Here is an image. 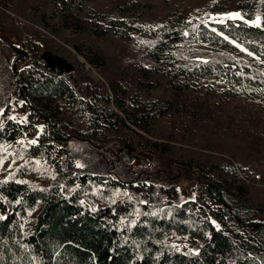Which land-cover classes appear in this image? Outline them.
<instances>
[{
	"label": "rangeland",
	"instance_id": "rangeland-1",
	"mask_svg": "<svg viewBox=\"0 0 264 264\" xmlns=\"http://www.w3.org/2000/svg\"><path fill=\"white\" fill-rule=\"evenodd\" d=\"M259 8L264 0H0V126L20 132L0 141V179L25 165L32 185L90 207L95 183L117 181L109 200L137 210L126 225L220 183L238 215L227 230L247 240L242 227L264 222V30H249ZM44 51L73 66L67 100L20 89L53 74ZM83 174L96 178L82 185ZM165 243L194 251L201 240Z\"/></svg>",
	"mask_w": 264,
	"mask_h": 264
},
{
	"label": "trees",
	"instance_id": "trees-1",
	"mask_svg": "<svg viewBox=\"0 0 264 264\" xmlns=\"http://www.w3.org/2000/svg\"><path fill=\"white\" fill-rule=\"evenodd\" d=\"M259 11V27L249 25V30L260 35L264 11ZM220 57L227 66L235 65L230 57ZM40 79L24 80L20 89L65 100L73 93L62 76L51 73ZM35 117L49 120L39 111ZM52 132L50 137L57 140L59 136ZM18 133L5 120L0 141L13 142ZM25 171L26 166L20 165L0 179V264H264V222L242 227L249 234L247 240L241 233L229 232L226 217L238 215L220 183L204 184L200 200L165 209L163 216L148 215L143 208V214L139 212L134 223L126 225L128 216L137 210L129 211L128 197L109 200L115 185H120L117 181L95 183L100 185L97 205L90 207L79 202L77 193H66L58 185H32ZM76 178L86 185L96 177ZM172 233H183L187 240L200 239L201 245L194 251L174 249L165 243Z\"/></svg>",
	"mask_w": 264,
	"mask_h": 264
},
{
	"label": "water",
	"instance_id": "water-1",
	"mask_svg": "<svg viewBox=\"0 0 264 264\" xmlns=\"http://www.w3.org/2000/svg\"><path fill=\"white\" fill-rule=\"evenodd\" d=\"M40 59L44 61L48 68L57 76H62L63 74L68 73L73 69L71 63L66 61L63 57L58 56L50 51L42 52V54L40 55ZM129 153H131L130 150ZM140 157L148 158L149 156L146 154H142L141 152H138L137 155L133 156L135 160L140 159ZM123 160L129 161V156H126L125 154Z\"/></svg>",
	"mask_w": 264,
	"mask_h": 264
},
{
	"label": "snow or ice",
	"instance_id": "snow-or-ice-1",
	"mask_svg": "<svg viewBox=\"0 0 264 264\" xmlns=\"http://www.w3.org/2000/svg\"><path fill=\"white\" fill-rule=\"evenodd\" d=\"M239 15H240L239 13L231 14V18H238ZM259 20H260V18L258 17L257 21H256L257 26H259Z\"/></svg>",
	"mask_w": 264,
	"mask_h": 264
},
{
	"label": "flooded vegetation",
	"instance_id": "flooded-vegetation-1",
	"mask_svg": "<svg viewBox=\"0 0 264 264\" xmlns=\"http://www.w3.org/2000/svg\"><path fill=\"white\" fill-rule=\"evenodd\" d=\"M133 151V150H132ZM132 151H131V153H132Z\"/></svg>",
	"mask_w": 264,
	"mask_h": 264
}]
</instances>
